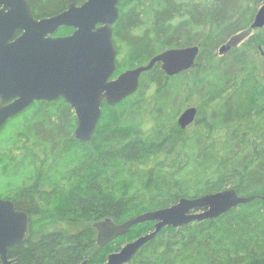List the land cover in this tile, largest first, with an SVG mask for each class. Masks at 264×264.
I'll return each instance as SVG.
<instances>
[{"label":"trees","instance_id":"trees-1","mask_svg":"<svg viewBox=\"0 0 264 264\" xmlns=\"http://www.w3.org/2000/svg\"><path fill=\"white\" fill-rule=\"evenodd\" d=\"M27 1L36 19L68 3ZM263 1H118L114 78L166 50L197 46L194 67L168 77L156 64L135 94L103 104L85 143L75 139L76 118L62 99L34 102L5 124L0 198L31 216L29 241L9 250L14 264H103L154 224L100 248L94 223L121 224L230 189L255 199L213 220L162 229L128 264H264V28L251 29ZM190 107L196 119L180 129L177 118Z\"/></svg>","mask_w":264,"mask_h":264},{"label":"water","instance_id":"water-1","mask_svg":"<svg viewBox=\"0 0 264 264\" xmlns=\"http://www.w3.org/2000/svg\"><path fill=\"white\" fill-rule=\"evenodd\" d=\"M67 9L53 17L36 19L27 0H0V131L12 118L34 102L62 99L74 112L77 141L88 142L100 120L104 103L115 106L136 93L142 74L156 64L168 77L194 67L199 47L166 50L146 65L127 70L114 78L117 49L112 26L119 18V0H67ZM61 28L72 29L66 37L53 36ZM264 28V4L251 29ZM17 33H20L16 37ZM234 38L219 49L225 54L240 41ZM196 108L183 110L177 118L180 129L196 119ZM254 196L241 197L234 190L220 191L138 215L121 224L110 220L93 224L96 244L103 248L133 227L153 223V231L127 243L119 252L109 254L103 264H128L138 251L164 228H180L193 222L213 220L238 206L250 203ZM264 201V197H261ZM31 216L17 210L15 204L0 198V261L14 264L9 250L29 241ZM81 264H88L87 261Z\"/></svg>","mask_w":264,"mask_h":264},{"label":"rangeland","instance_id":"rangeland-1","mask_svg":"<svg viewBox=\"0 0 264 264\" xmlns=\"http://www.w3.org/2000/svg\"><path fill=\"white\" fill-rule=\"evenodd\" d=\"M262 4H264V1L262 2ZM245 37H247V35L246 34H244V35H240V37H237V38H239L240 40L239 41H241L243 38H245ZM219 53V52H218ZM221 55V54H220ZM103 221V220H102ZM137 239V238H136ZM136 239H134V240H136ZM134 240H132V241H130V242H133ZM130 242H128V243H130ZM127 244V243H126ZM124 246V245H123ZM122 246V247H123ZM122 247H118L116 250H115V252H112V253H116V252H119L121 249H122ZM112 253H110V254H112ZM109 255V254H108Z\"/></svg>","mask_w":264,"mask_h":264},{"label":"flooded vegetation","instance_id":"flooded-vegetation-1","mask_svg":"<svg viewBox=\"0 0 264 264\" xmlns=\"http://www.w3.org/2000/svg\"><path fill=\"white\" fill-rule=\"evenodd\" d=\"M84 2H85V1H84ZM84 2H83V3H84ZM81 4H82V3H81ZM81 4H80V5H81ZM77 5H78V4H77ZM34 18H35V17H34ZM59 30H60V29H59ZM59 30L56 32V34L59 32ZM72 33H73V30H72ZM72 33H71V34H72ZM56 34L53 36L54 38H57V37L59 38V37H66V36H69V35H65V36H56ZM71 34H70V35H71ZM19 35H20V33H17L16 37H18Z\"/></svg>","mask_w":264,"mask_h":264},{"label":"bare ground","instance_id":"bare-ground-1","mask_svg":"<svg viewBox=\"0 0 264 264\" xmlns=\"http://www.w3.org/2000/svg\"><path fill=\"white\" fill-rule=\"evenodd\" d=\"M58 101V100H57Z\"/></svg>","mask_w":264,"mask_h":264}]
</instances>
